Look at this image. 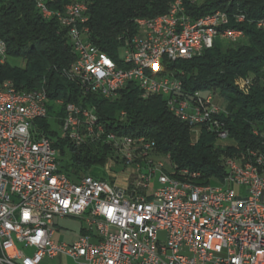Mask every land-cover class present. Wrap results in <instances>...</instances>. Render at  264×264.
I'll return each mask as SVG.
<instances>
[{
	"label": "built area",
	"instance_id": "built-area-1",
	"mask_svg": "<svg viewBox=\"0 0 264 264\" xmlns=\"http://www.w3.org/2000/svg\"><path fill=\"white\" fill-rule=\"evenodd\" d=\"M33 1L43 19L55 17L67 30L75 54L70 71L80 68L91 80V87L79 83L83 99L105 94L115 100L134 86L143 99L163 98L192 133L204 125L219 142L231 141L221 119L228 112L217 102L220 93L187 92L174 64L201 57L220 43L242 41L243 31L230 24L231 19L244 23V14L185 16L184 0H177L164 21L136 24L116 62L88 40L86 20L68 28L43 0ZM255 24L264 29V21ZM0 59L8 61L1 39ZM248 84L250 79L236 80L244 93ZM51 110L59 112L60 137L75 147L107 145L113 135L88 106L78 111L72 103L71 117L62 119L61 100L37 96V103H28L0 96V264H40L59 256L76 264H264V168L252 150L246 162L228 158L222 187L210 180L206 189L191 190L168 177L159 163L123 156L118 145H107L108 179H72L61 170L60 151L37 124L48 121ZM125 117L122 112L120 122ZM94 132H102V139H94ZM147 145L155 148L148 139ZM63 218L81 223L83 234L70 244L53 240L55 221Z\"/></svg>",
	"mask_w": 264,
	"mask_h": 264
},
{
	"label": "trees",
	"instance_id": "trees-1",
	"mask_svg": "<svg viewBox=\"0 0 264 264\" xmlns=\"http://www.w3.org/2000/svg\"><path fill=\"white\" fill-rule=\"evenodd\" d=\"M176 0H86L89 21L88 40L119 62L125 41L137 32L136 20L152 19L169 12ZM69 0L47 1V8L64 11ZM189 16L202 17L216 11L230 16L244 14L246 21L230 27L245 33L246 43L238 46L215 45L201 57L179 61L174 69L187 92L215 90L220 93L218 104L228 116H222L233 146L220 149L216 137L207 126L196 127L198 140H192V126L174 116L161 97L143 99L134 86L121 91L115 100L98 96L81 97L80 86L68 80L65 71L75 61V54L64 29L53 17L43 19L33 0H0V39L6 42L8 61L0 66V85L11 82L18 92L46 91L49 100H62L64 106L76 103L95 107L107 132L119 137L144 138L152 141L153 149L169 155L176 174L181 170L199 172L206 185L210 180H222L226 174V159L247 155L249 150H264V29L256 22L264 19V0H184ZM234 45V44H233ZM225 50H224V49ZM21 59L22 66L10 60ZM66 69V70H65ZM65 70V71H64ZM238 79H250L248 93L235 84ZM63 106V107H64ZM62 109V108H61ZM65 108L60 115L65 117ZM126 114L120 122V114ZM37 124L50 138L62 156L68 153L62 172L77 179L91 175L94 168L103 167L111 150L101 142L75 147L49 130L47 120ZM258 131L260 135H255ZM173 163L177 166H173Z\"/></svg>",
	"mask_w": 264,
	"mask_h": 264
},
{
	"label": "bare ground",
	"instance_id": "bare-ground-1",
	"mask_svg": "<svg viewBox=\"0 0 264 264\" xmlns=\"http://www.w3.org/2000/svg\"><path fill=\"white\" fill-rule=\"evenodd\" d=\"M47 1H55V0H43L44 8H47L46 5ZM176 2L177 0L172 4L168 13L152 19H145V18L138 19L136 20V24L139 23L142 25H151V22L164 21V19H167L170 16V14H172L173 11L176 10ZM221 12L222 11L218 10L215 13H213V15H221ZM55 15L61 21L68 22V28H76V22H83L85 20L86 22L89 21L88 5L86 3V0H69V3L65 7L64 11L55 12ZM185 16H189L186 11V8H185ZM260 21H264V19ZM243 35H245L244 32ZM4 47H6L7 49L6 42H4ZM4 64L5 62L2 59H0V66ZM65 74L67 75L69 81L72 80L73 82L77 83L79 86H80L79 83H82L83 87H91V80L89 79V77H83V73L80 70V68H72V70L70 71V66H69L68 70L65 71ZM249 87L250 84H248V88ZM0 96L25 99V101H27L28 103H37V96L48 97L46 91L44 90L30 92V93L18 92L11 82H5L2 85H0ZM98 97L105 99V94H98ZM63 106H64V102L61 100V108L62 109L65 108V112H63V114L65 113L64 114L65 117H62V119H69L72 113V103L64 107ZM89 109H92L94 112H96L95 107H89ZM168 109L171 113H173L170 107H168ZM78 111H87V108L78 105ZM202 126L204 125H196V127H202ZM196 133L198 132L196 131ZM127 138L129 137H119L118 135L113 133V135H108L107 144L118 145L120 147L121 152L123 153V156L125 157H134L135 160L138 161L149 160V161H154L155 163H159L160 165L163 166V171H165L166 175H168V177H174L176 180L180 181V184H182V186L191 185V190L206 189V185L199 184V182L201 181L200 179L201 175L199 172H193V174H189V172L181 170L178 172V174H176L172 167L171 159L169 155H165L166 158L164 160L160 158L158 159L156 158L158 152H156L153 149L152 145H147V139L131 138V140H128ZM94 139H102V132H94ZM252 156H256V158L260 160L262 168H264V150L263 149L252 150ZM248 158H249V153L247 155L236 156V161L246 162ZM224 165H228V159H226Z\"/></svg>",
	"mask_w": 264,
	"mask_h": 264
},
{
	"label": "rangeland",
	"instance_id": "rangeland-1",
	"mask_svg": "<svg viewBox=\"0 0 264 264\" xmlns=\"http://www.w3.org/2000/svg\"><path fill=\"white\" fill-rule=\"evenodd\" d=\"M244 43H246L245 38L242 41H240L239 43L234 44V45L233 44H229V43H220V47L226 48L227 46H229V47L230 46L231 47L232 46H238V45H242ZM10 62L12 64H14L15 66H18V67L23 65V62H22L21 59H17V60L11 59ZM235 84H236V82H235ZM236 86L239 88L238 85H236ZM250 86H251V84H250ZM249 89H250V87L248 88V91H249ZM58 115H59V112H56L55 110H51L49 112V119H48V124L49 125L48 126H49V129L51 131L57 133L58 136L60 137L62 135V130H61V125H60V123L57 120V116ZM199 137H200V133H192V140L193 141L198 140ZM233 145H234V142H232V141L219 142L218 140H216V146L219 147L220 149H226V148H228L230 146H233ZM68 158H69L68 153H66V156L65 157L62 156L61 157V165L66 164ZM156 158H158V159L160 158V159L164 160L166 158V156L165 155H162L161 153H158V155L156 156ZM114 170H116V169H114ZM117 170L119 171V169H117ZM109 172L110 171H108V169L106 167V163H105V165L103 167L94 168V170L91 171V174L94 175V176H96V177H98V178H100V179H104L105 180V179H108L110 177V173ZM112 172H113V170H112ZM120 182L123 183V179L122 180L120 179ZM210 184L213 187H222L223 186V183L220 180H216V179L212 180ZM154 187H155L154 186V183H152V189ZM234 190L239 195L240 190L237 187H234ZM159 237H160L161 240H164L165 234L164 233H160L159 234ZM28 253L30 254V251H28ZM54 264H57V261H55Z\"/></svg>",
	"mask_w": 264,
	"mask_h": 264
},
{
	"label": "crops",
	"instance_id": "crops-1",
	"mask_svg": "<svg viewBox=\"0 0 264 264\" xmlns=\"http://www.w3.org/2000/svg\"><path fill=\"white\" fill-rule=\"evenodd\" d=\"M83 234L81 223L75 218L56 219L55 234L53 240L56 243L70 244L76 241ZM76 264L66 256H59L55 259H45L40 264Z\"/></svg>",
	"mask_w": 264,
	"mask_h": 264
}]
</instances>
